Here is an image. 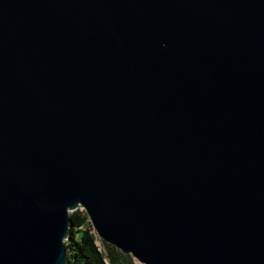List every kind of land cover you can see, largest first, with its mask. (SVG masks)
I'll list each match as a JSON object with an SVG mask.
<instances>
[{
  "label": "water",
  "instance_id": "95a60500",
  "mask_svg": "<svg viewBox=\"0 0 264 264\" xmlns=\"http://www.w3.org/2000/svg\"><path fill=\"white\" fill-rule=\"evenodd\" d=\"M79 208L143 264H264V0H0V264H68Z\"/></svg>",
  "mask_w": 264,
  "mask_h": 264
},
{
  "label": "trees",
  "instance_id": "16d2710c",
  "mask_svg": "<svg viewBox=\"0 0 264 264\" xmlns=\"http://www.w3.org/2000/svg\"><path fill=\"white\" fill-rule=\"evenodd\" d=\"M70 217V236L66 241L68 264H138L131 254L123 253L103 240L105 252L100 249V239L84 209L71 212Z\"/></svg>",
  "mask_w": 264,
  "mask_h": 264
},
{
  "label": "rangeland",
  "instance_id": "374dc122",
  "mask_svg": "<svg viewBox=\"0 0 264 264\" xmlns=\"http://www.w3.org/2000/svg\"><path fill=\"white\" fill-rule=\"evenodd\" d=\"M95 232H96V231H95ZM96 234H97V232H96ZM97 236H98V238L100 239V240H98V245H99L100 249H101L103 252H105V247H104V245H103V243H102V239L99 237L98 234H97ZM137 262H138V264H143V263L139 262L138 260H137Z\"/></svg>",
  "mask_w": 264,
  "mask_h": 264
}]
</instances>
